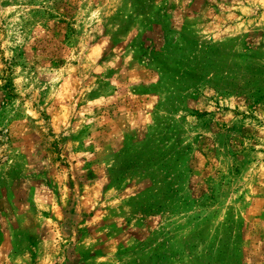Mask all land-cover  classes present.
I'll use <instances>...</instances> for the list:
<instances>
[{
    "label": "rangeland",
    "instance_id": "obj_1",
    "mask_svg": "<svg viewBox=\"0 0 264 264\" xmlns=\"http://www.w3.org/2000/svg\"><path fill=\"white\" fill-rule=\"evenodd\" d=\"M0 264H264V0H0Z\"/></svg>",
    "mask_w": 264,
    "mask_h": 264
}]
</instances>
